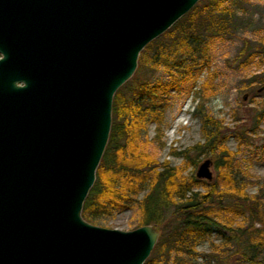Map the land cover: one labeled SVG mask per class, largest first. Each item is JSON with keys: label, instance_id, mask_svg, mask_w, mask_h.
Listing matches in <instances>:
<instances>
[{"label": "water", "instance_id": "1", "mask_svg": "<svg viewBox=\"0 0 264 264\" xmlns=\"http://www.w3.org/2000/svg\"><path fill=\"white\" fill-rule=\"evenodd\" d=\"M199 0H0V264H143L160 236L82 216L116 91ZM264 90V85L259 92ZM210 160L196 178L211 181Z\"/></svg>", "mask_w": 264, "mask_h": 264}, {"label": "rangeland", "instance_id": "2", "mask_svg": "<svg viewBox=\"0 0 264 264\" xmlns=\"http://www.w3.org/2000/svg\"><path fill=\"white\" fill-rule=\"evenodd\" d=\"M219 2L220 13L212 26L202 32L208 45L204 58L191 62L190 58L181 57L177 61L181 66L174 61L168 65L150 63L142 70L140 79L156 87L154 98L161 118L148 116L138 139V150L155 160L157 172L167 164L186 179L196 178L199 165L210 160L211 181L198 180L208 185L216 183L218 191L227 197L231 193L229 184L215 168L219 148L214 156L192 149L205 143L202 117L208 115L218 123L220 145L232 153L229 171L232 187L248 198L257 199L264 210V90L259 92L264 85V0ZM140 58L139 55L134 74ZM200 187L196 190L206 192ZM146 192L143 188L137 199ZM218 207L211 208L210 214L222 224L232 230L241 224L247 226V214L222 210L221 204ZM97 226L130 231L138 228V221L135 211L125 208L103 218ZM263 227L255 224V228ZM221 244V236L212 232L196 242L191 256L177 255L174 251L166 257L153 255V248L144 263L249 264L236 253L231 242L214 258L211 249Z\"/></svg>", "mask_w": 264, "mask_h": 264}, {"label": "trees", "instance_id": "3", "mask_svg": "<svg viewBox=\"0 0 264 264\" xmlns=\"http://www.w3.org/2000/svg\"><path fill=\"white\" fill-rule=\"evenodd\" d=\"M220 6L219 0H201L162 37L141 51L137 73L113 97L108 142L96 169L94 184L83 203L81 216L88 223L97 225L117 211L133 209L138 227L153 225L160 233L153 255L166 257L174 251L177 255L191 256L196 242L217 232L222 244L212 247L214 258L231 242L244 261L264 264V227L255 228L256 223L264 226V210L257 199L248 198L241 190L232 187L234 182L229 173L232 153L220 145L221 135L215 120L208 115L202 117L205 143L192 149L198 154L214 156L219 148L215 168L229 184L231 193L228 198L224 197L226 193L218 191L216 183L208 185L195 177L186 179L178 169L167 164L157 172L155 160L138 150L137 145L148 116L161 118L160 107L154 98L156 87L140 79L142 70L150 63L168 65L174 61L181 66L177 63L181 57L190 58L191 62L202 58L208 50L207 39L202 32L212 26L215 16L220 13ZM245 46L247 48V41ZM200 186L206 189L203 194L196 190ZM143 188L147 192L137 199ZM218 206L222 210L247 214V226L241 224L232 230L213 218L210 211Z\"/></svg>", "mask_w": 264, "mask_h": 264}, {"label": "clouds", "instance_id": "4", "mask_svg": "<svg viewBox=\"0 0 264 264\" xmlns=\"http://www.w3.org/2000/svg\"><path fill=\"white\" fill-rule=\"evenodd\" d=\"M5 60V55L0 54V61H4Z\"/></svg>", "mask_w": 264, "mask_h": 264}]
</instances>
